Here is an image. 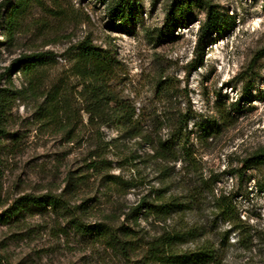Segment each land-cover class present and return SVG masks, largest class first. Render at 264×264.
<instances>
[{
	"label": "rangeland",
	"instance_id": "rangeland-1",
	"mask_svg": "<svg viewBox=\"0 0 264 264\" xmlns=\"http://www.w3.org/2000/svg\"><path fill=\"white\" fill-rule=\"evenodd\" d=\"M168 1L134 2L138 18L128 24L102 0H42L14 34L4 9L0 88L10 90L11 102L0 148V214L23 195H61L84 223L128 227L131 248L122 252L77 232L61 210L32 205L10 222L0 219V262L164 264L146 242L180 230L189 233L176 244L180 253L207 242L218 250L208 264H264V163H241L264 147V0H208L221 27L204 37L207 11L196 6L167 19ZM85 38L112 65L109 93L98 101L82 94L73 71ZM31 53L48 54L36 89L22 63L8 72ZM54 86L60 112L46 118L40 106ZM121 102L136 108L131 123ZM177 109L189 115L181 134ZM220 195L231 203L227 214L216 206ZM143 200L176 206L171 215L132 213ZM243 230L253 237L249 246L240 241Z\"/></svg>",
	"mask_w": 264,
	"mask_h": 264
},
{
	"label": "trees",
	"instance_id": "trees-1",
	"mask_svg": "<svg viewBox=\"0 0 264 264\" xmlns=\"http://www.w3.org/2000/svg\"><path fill=\"white\" fill-rule=\"evenodd\" d=\"M42 0H6L0 3V22L4 18V9L10 7L8 30L10 33H15V30L19 28L27 12L31 8ZM108 2L107 8L111 17L119 20L123 23H128L136 20L137 13L132 5L138 0H102ZM139 4V3H138ZM167 19L174 18L178 14H185L193 10L196 6L202 7L207 11V17L202 27V34L204 35L210 30H219L221 27V15L220 11L214 4L208 0H169L167 3ZM202 36V35H201ZM77 58L73 67L74 75L81 77L83 81L82 94H87L94 100L98 101L105 98V94L109 93L107 86L109 85V77L112 71V65L110 64L105 50L93 44L89 38H85L77 45ZM47 53H31L24 54L19 59H16L13 64L8 68L9 74L11 70L18 66L20 63L23 65V74L29 85L36 89L41 81L44 80V70L47 66ZM203 57L197 61L196 65L202 66ZM45 99L41 103L40 108L43 109L46 118L55 116L60 112L59 99L60 90L57 86L50 88L45 94ZM110 100H114L111 98ZM116 101V100H115ZM11 102V93L8 88H0V148L2 136L6 133V120L9 105ZM120 102V101H117ZM122 118L131 121L134 120L136 114V108L130 106L121 105ZM119 106V103H118ZM175 123L174 127L178 134L182 133L183 125L187 124L189 115L183 113L181 109L173 110ZM91 112V111H90ZM176 133V134H177ZM242 166L248 168L254 164L264 163V147L254 150L249 156L242 158ZM74 183L70 181L68 186ZM1 192V191H0ZM230 202L226 195H220L217 197L216 206L222 212L227 214L231 210ZM51 206L54 209H59L62 212L70 216V222L74 226L77 232L81 234H96L107 241L114 248L127 252L131 248L130 239H126L125 236L129 234V228L122 225L116 228L112 224L102 221L97 223H84V221L78 217L68 205L65 198L55 196L51 194L32 195L27 194L18 198L10 209L6 210L3 214H0V219L3 222H10L12 218L29 206ZM176 202L165 201L161 204H151L146 200H143L131 209L132 213L135 212L138 216L146 208L148 210L155 209L159 214L171 215L174 211ZM244 230L241 233L240 241L246 246L252 244V235L245 233ZM131 234V233H130ZM189 233H182L180 230L167 231L157 237H154L151 241H147L148 253L155 260L164 264H180L186 259L198 264H208L216 262L218 259V250L208 244L202 243L199 247L192 252L180 253L175 250L178 241L183 240ZM133 232V241H134ZM0 264H4L0 262Z\"/></svg>",
	"mask_w": 264,
	"mask_h": 264
}]
</instances>
